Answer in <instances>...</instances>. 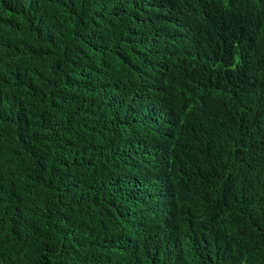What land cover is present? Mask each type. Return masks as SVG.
I'll use <instances>...</instances> for the list:
<instances>
[{
	"label": "trees",
	"instance_id": "trees-1",
	"mask_svg": "<svg viewBox=\"0 0 264 264\" xmlns=\"http://www.w3.org/2000/svg\"><path fill=\"white\" fill-rule=\"evenodd\" d=\"M0 264H264V0H0Z\"/></svg>",
	"mask_w": 264,
	"mask_h": 264
}]
</instances>
